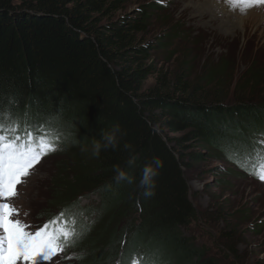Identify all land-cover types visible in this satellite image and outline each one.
I'll return each instance as SVG.
<instances>
[{"label":"trees","instance_id":"16d2710c","mask_svg":"<svg viewBox=\"0 0 264 264\" xmlns=\"http://www.w3.org/2000/svg\"><path fill=\"white\" fill-rule=\"evenodd\" d=\"M118 2L0 0V120L60 132L66 156L53 210L76 220V264H218L183 231L197 218L187 172L204 155L185 143L198 141L246 170L264 159V57L226 45L213 61L199 56L193 76L183 61L194 37L182 50L168 38L157 43L181 70L160 71L141 36L148 9L133 21L103 22ZM238 59L244 69L235 81ZM116 125V148L92 156L93 141ZM153 158L163 166L154 195L145 196L139 181ZM116 167L133 183L118 181ZM87 195L100 198L96 207L82 208Z\"/></svg>","mask_w":264,"mask_h":264},{"label":"rangeland","instance_id":"374dc122","mask_svg":"<svg viewBox=\"0 0 264 264\" xmlns=\"http://www.w3.org/2000/svg\"><path fill=\"white\" fill-rule=\"evenodd\" d=\"M142 9H148L151 16L150 25L141 35L145 45L149 44L148 63L160 71L173 74L181 70L178 61L171 58L170 50L157 43L168 38H175V46L182 50L189 45L188 37H194V45L188 47L190 58L183 61L185 66L192 65L190 73L193 76L199 56L203 57L202 61H213L226 51L227 46L234 52L245 44L264 57V12L257 7L244 12L230 6L226 0H119L110 12L111 19L107 17L103 22L124 17L133 21ZM237 63L235 81L244 69L239 59ZM155 77H151L146 85L153 84ZM259 91L260 88L253 94L257 95L255 93ZM167 132L171 137L185 134ZM58 136L60 139V133ZM258 138L264 143L262 137ZM60 142L62 150L44 157L18 186V195L9 201L19 209V219L32 226L30 230L61 213L58 208L54 212L56 200L52 198L57 171L66 156L62 140ZM185 144L188 151L204 155L187 172L197 218L183 229L184 233L218 264H264V182L249 175L253 168L261 167L257 163L259 160L251 162L250 170H246L229 157L219 158L217 152L206 150L198 141ZM99 201L97 195H87L82 198L81 206L85 209L96 207ZM83 218L88 221L86 212ZM79 236L80 233L76 237ZM73 250L72 246L67 247L53 257L51 264H76L77 253Z\"/></svg>","mask_w":264,"mask_h":264},{"label":"snow or ice","instance_id":"6c2138e0","mask_svg":"<svg viewBox=\"0 0 264 264\" xmlns=\"http://www.w3.org/2000/svg\"><path fill=\"white\" fill-rule=\"evenodd\" d=\"M230 6L247 12L264 8V0H226ZM14 120H0V264H51L53 257L72 246L76 238L73 224L58 223L64 213L30 230L19 219V209L9 201L18 195V186L31 175L42 159L58 150L55 129H25L17 134ZM249 175L264 182V166L253 168ZM70 258V257H69ZM141 259L132 264H141ZM154 264V262H153Z\"/></svg>","mask_w":264,"mask_h":264},{"label":"clouds","instance_id":"9594fccd","mask_svg":"<svg viewBox=\"0 0 264 264\" xmlns=\"http://www.w3.org/2000/svg\"><path fill=\"white\" fill-rule=\"evenodd\" d=\"M119 125L113 127L111 131L102 132V136L98 140H94L92 144V156L99 157L102 150L108 148L115 149L118 143L117 134L119 133ZM131 145H125V148H130ZM129 163H132L130 161ZM163 166V162L158 158H153L149 163L145 164L142 175L139 181V187L143 188L145 196L154 195L155 181L154 178L158 175V169ZM116 179L118 181L125 180L129 184L133 183L134 178L129 176L124 170L116 167Z\"/></svg>","mask_w":264,"mask_h":264},{"label":"bare ground","instance_id":"6f19581e","mask_svg":"<svg viewBox=\"0 0 264 264\" xmlns=\"http://www.w3.org/2000/svg\"><path fill=\"white\" fill-rule=\"evenodd\" d=\"M254 8V7H253ZM258 9L257 10H259V11H262V12H264V8H261V7H257ZM256 12V11H255ZM259 13V12H258Z\"/></svg>","mask_w":264,"mask_h":264}]
</instances>
